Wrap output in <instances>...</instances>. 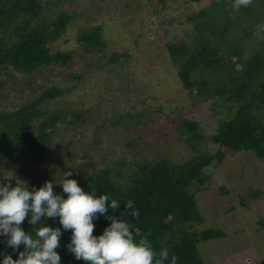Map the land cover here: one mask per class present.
<instances>
[{
    "label": "trees",
    "instance_id": "obj_1",
    "mask_svg": "<svg viewBox=\"0 0 264 264\" xmlns=\"http://www.w3.org/2000/svg\"><path fill=\"white\" fill-rule=\"evenodd\" d=\"M62 1L53 5H60ZM188 1L198 3L203 0ZM48 3L43 0H0V92L8 93V87H12L27 96L18 109L0 110V155L15 158L20 153L30 154L28 168L44 160L53 143L58 144L57 136H64L74 129V125L84 127L89 121L86 110L83 114L70 104L56 109L50 105L67 99L74 90H62L69 88L50 77L38 91L33 86L37 79L53 67L70 66L78 46L83 47L85 55L100 54L108 46L107 40H117L127 31L120 21H116L122 31L119 36L110 32V24L104 23L75 35L69 26L73 15L67 12L61 11L50 22H39ZM233 3L234 0H212L209 8L189 18L194 23L195 36L190 42L184 39L169 42L166 45L170 59L168 68L157 69L160 76L166 73L163 79L166 82L176 78L191 101L222 100L229 105L226 116L217 124V132L209 137L201 122L187 116L179 119L175 129L193 154L189 160L178 162L168 156H156L134 160L128 165L123 159L115 167L93 173L88 171V165L64 164L58 176L43 172V178L32 182L29 189L39 188L46 181L59 182L63 173L71 170L70 178L76 179L85 191L97 195L106 193L120 201L119 207L116 210L109 208L106 215L130 221L135 239L147 237L157 252L167 248L169 260L165 264H170L172 255L177 256V264H206L199 243L225 239L226 236L219 228L196 230L205 224L197 196L199 199L212 187L214 176L208 169L213 165L223 166L229 153H251L264 160V40L245 55L247 41L258 37L257 26L264 23V0H252L247 8L239 11L233 10ZM67 34L76 38L75 41L67 48L58 49L57 44ZM123 57H129V53L114 54L108 63L113 64ZM154 84L156 87L161 85L159 80ZM167 107L169 105L165 104L158 109L160 117L170 112ZM217 107L221 105L214 104L212 109ZM140 122L135 114L124 113L112 118L110 124L128 131L140 126ZM207 142L218 147L217 153L212 154L207 149ZM133 144L132 139L129 147ZM59 145L63 151L70 148V144ZM220 183L226 194L231 193L224 178ZM54 192L67 195L59 184L54 185ZM256 196L252 195V198ZM128 200L134 202L138 217H131L130 210L124 209ZM44 222L52 227L60 226L58 218ZM94 223L93 234L99 235L110 221L104 215H98ZM260 225L264 228V220ZM21 227L26 232L33 230L27 217ZM70 235L71 230L63 231L60 238L57 251L61 255V264H86L76 260L67 250ZM4 239L0 237V240ZM19 250H23V245ZM0 251L17 258L5 243L0 242Z\"/></svg>",
    "mask_w": 264,
    "mask_h": 264
},
{
    "label": "rangeland",
    "instance_id": "obj_2",
    "mask_svg": "<svg viewBox=\"0 0 264 264\" xmlns=\"http://www.w3.org/2000/svg\"><path fill=\"white\" fill-rule=\"evenodd\" d=\"M47 1V10L39 22H50L63 11L73 15L69 26L75 35L104 23L110 24V32L119 36L122 31L116 21L127 31L117 40H107L108 46L100 54L85 55L83 47L78 46L70 66L53 67L37 79L33 86L38 91L50 77L69 88L62 90H74L67 99L50 105L56 109L70 104L83 114L86 110L89 121L84 127L74 125L64 136H57L58 144L53 143L44 160L33 167L26 166L30 154L20 153L15 158L0 155V183L24 181L29 186L42 179L43 172L58 176L64 164L88 165V171L93 173L115 167L123 159L128 165L156 156L178 162L189 160L193 154L175 129L185 116L201 122L207 137L217 132V124L226 116L229 105L222 100L191 101L176 78L166 82V73L160 76L157 72L166 70L170 63L166 45L183 39L190 42L195 30L189 18L209 8L212 0H63L57 6L53 4L58 0H43ZM75 39L67 34L57 48H67ZM262 40L261 36L248 40L245 55ZM125 53L129 57L108 63L114 54ZM157 80L161 83L158 87L154 84ZM8 89V93L0 92V110H16L27 99L22 90ZM165 104L170 112L160 117L157 111ZM214 104L221 107L214 110ZM124 113L135 114L141 125L128 131L111 126V119ZM132 139L134 144L129 147ZM59 143L70 144V148L63 151ZM206 144L212 154L217 153L216 145ZM220 168L213 165L208 169L214 176L212 187L199 199L197 196L205 224L196 230L219 228L226 236L199 243L201 256L206 264H264V228L260 225L264 220V160L251 153H229ZM221 177L231 193L224 192ZM240 250L243 252L237 253Z\"/></svg>",
    "mask_w": 264,
    "mask_h": 264
},
{
    "label": "clouds",
    "instance_id": "obj_3",
    "mask_svg": "<svg viewBox=\"0 0 264 264\" xmlns=\"http://www.w3.org/2000/svg\"><path fill=\"white\" fill-rule=\"evenodd\" d=\"M252 0H234L233 10L247 8ZM256 34L264 38V23L257 26ZM72 171H65L59 182L46 181L39 188L29 189L27 182L14 185L0 183V240L17 254L0 251V264H61L57 251L63 231L71 230L67 250L76 260L86 264H165L169 260L167 248L157 252L147 237L135 239L133 225L120 216L106 215L108 209L116 210L120 201L108 194L97 195L85 191L76 179L70 178ZM59 184L63 193L54 192ZM124 209L131 217H138L134 202L128 200ZM98 215H104L110 223L99 235H94ZM33 226L26 232L22 227L25 218ZM58 218L59 227L44 221ZM39 225V226H37ZM23 245V250H19ZM172 255L170 264H177Z\"/></svg>",
    "mask_w": 264,
    "mask_h": 264
}]
</instances>
